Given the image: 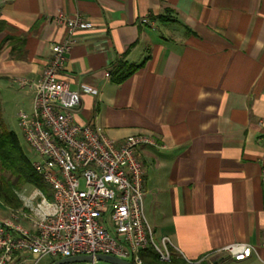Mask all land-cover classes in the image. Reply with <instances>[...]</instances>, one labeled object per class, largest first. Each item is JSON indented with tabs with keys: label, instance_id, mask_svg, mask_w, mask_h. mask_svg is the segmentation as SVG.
Returning a JSON list of instances; mask_svg holds the SVG:
<instances>
[{
	"label": "crops",
	"instance_id": "crops-1",
	"mask_svg": "<svg viewBox=\"0 0 264 264\" xmlns=\"http://www.w3.org/2000/svg\"><path fill=\"white\" fill-rule=\"evenodd\" d=\"M59 14L95 25L63 69L72 90H98L78 121L153 138L138 158L154 236L189 263L264 264V0H0L1 113L5 97L31 113L19 82L38 81L67 36ZM121 63L138 69L117 83ZM11 209L0 201V221ZM234 242L255 251L235 261L221 250Z\"/></svg>",
	"mask_w": 264,
	"mask_h": 264
},
{
	"label": "built area",
	"instance_id": "built-area-1",
	"mask_svg": "<svg viewBox=\"0 0 264 264\" xmlns=\"http://www.w3.org/2000/svg\"><path fill=\"white\" fill-rule=\"evenodd\" d=\"M54 19L65 25L67 36L52 43L51 59L38 81L19 82L33 89L34 102L31 113L20 112L17 121L22 138L39 157L30 164L49 191L35 186L29 194L18 190L22 205L0 221V264L30 257L39 264L47 256L56 262L76 255L91 256L92 261L72 264H97L100 254L146 264L141 251L149 248L161 263L169 262L170 239L157 243L144 213L146 168L138 148L153 144V138L134 134L117 142L78 121L82 94L98 90L85 85L72 90L63 69L75 34L95 25L79 14ZM221 250L235 261L250 258L255 251L248 243L235 242Z\"/></svg>",
	"mask_w": 264,
	"mask_h": 264
},
{
	"label": "trees",
	"instance_id": "trees-1",
	"mask_svg": "<svg viewBox=\"0 0 264 264\" xmlns=\"http://www.w3.org/2000/svg\"><path fill=\"white\" fill-rule=\"evenodd\" d=\"M2 29H4V22L0 21V31ZM136 69H138L137 65L121 63L114 68L113 80L119 83L132 76ZM1 109L0 101V201L12 209H18L22 205L17 196L19 188L32 184L42 191L48 192L49 190L45 181L36 174L29 159L21 150V142L16 135L17 133L9 130L8 126L5 125ZM5 172H9L14 180L7 177ZM141 257L146 264H188L183 257L178 256L174 251H172L171 261L166 263H161L159 255L153 248L142 250ZM199 264L210 263L200 262Z\"/></svg>",
	"mask_w": 264,
	"mask_h": 264
},
{
	"label": "rangeland",
	"instance_id": "rangeland-1",
	"mask_svg": "<svg viewBox=\"0 0 264 264\" xmlns=\"http://www.w3.org/2000/svg\"><path fill=\"white\" fill-rule=\"evenodd\" d=\"M5 99L7 100V102L5 104V108L2 111L5 125L8 126L9 130L17 133L16 135L20 139V142H21V150L24 152V154L29 159V161L38 160L39 157H38L37 153L31 148V145L27 144L25 142L24 138H22L21 128L17 124L18 114H19L20 109H21V105L19 103L20 99L15 98V100H14L12 98V100H10L7 97H5ZM5 175L7 177H9L11 180H14V178H12L10 176L9 172H5ZM33 186H35V185H32V184L31 185H26L24 187L19 188L18 190L26 191V193L29 194V193H31V190H32ZM11 211H12V209L10 210L9 213H7L6 216H8V214H10ZM5 219H6V217H5ZM154 238L156 239V242L160 244V240L157 239L156 236H154ZM35 260H36V257H34V258L30 257L27 260L24 259L21 264H34ZM55 260L56 259L53 258L52 256H47L46 258L41 260V262L39 264H53L55 262ZM97 264H106V263H104V261H100V262H97Z\"/></svg>",
	"mask_w": 264,
	"mask_h": 264
},
{
	"label": "water",
	"instance_id": "water-1",
	"mask_svg": "<svg viewBox=\"0 0 264 264\" xmlns=\"http://www.w3.org/2000/svg\"><path fill=\"white\" fill-rule=\"evenodd\" d=\"M97 261H104V263L106 264H132L130 263V261L128 260H121L119 258H117L116 256H108V255H104V254H100L96 257ZM87 261H92L91 256H73L71 258H62L56 262H54L53 264H72L74 262H87Z\"/></svg>",
	"mask_w": 264,
	"mask_h": 264
}]
</instances>
